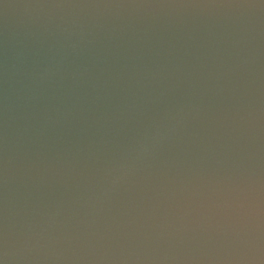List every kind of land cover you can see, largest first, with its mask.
I'll return each mask as SVG.
<instances>
[{"label": "water", "instance_id": "95a60500", "mask_svg": "<svg viewBox=\"0 0 264 264\" xmlns=\"http://www.w3.org/2000/svg\"><path fill=\"white\" fill-rule=\"evenodd\" d=\"M0 264H264V0H0Z\"/></svg>", "mask_w": 264, "mask_h": 264}]
</instances>
